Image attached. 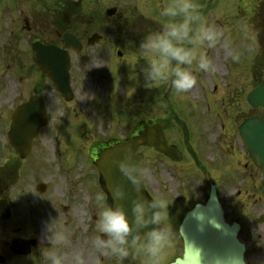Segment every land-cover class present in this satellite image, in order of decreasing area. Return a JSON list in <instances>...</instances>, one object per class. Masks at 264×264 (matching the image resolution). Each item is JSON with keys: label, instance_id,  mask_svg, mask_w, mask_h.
Masks as SVG:
<instances>
[{"label": "rangeland", "instance_id": "1", "mask_svg": "<svg viewBox=\"0 0 264 264\" xmlns=\"http://www.w3.org/2000/svg\"><path fill=\"white\" fill-rule=\"evenodd\" d=\"M17 1L16 4L15 0H0V110L11 104L10 100L15 93H10L9 89L11 90L13 82L18 80L16 78L24 76L22 69L35 67L29 47L35 36L34 33L30 34L24 30V19L27 18L30 24L38 23L36 20H39L46 30L50 29L52 24L53 0ZM93 2L94 13L97 6L101 10L107 6H116L124 11L126 16L123 23L124 31H110V28H107L109 43L106 48L100 50L96 48L83 56L71 57L76 97L73 103L65 105L49 80H45L43 97L48 108V124L43 132H51L55 128L61 132L93 135L91 141L95 144L126 138L138 123L140 127L141 123L148 120L169 123L171 115L178 118L182 116L207 118L249 113L250 109L245 101L250 91L248 70L251 68L253 78H259L264 73V0H196L200 5V11L210 21L231 33L243 55L239 63H233L223 50H209L208 55L213 58L216 70L211 73L198 72L196 86L188 93L180 95L175 93L170 83L148 84L141 71L146 61L139 48L140 42L145 34L159 30L165 19L160 16L161 8L170 0H93ZM245 18H250L258 30V45L252 52L248 51L250 42L240 33V22ZM150 20H157V23L151 24ZM97 30L99 31L100 27L93 25V31ZM38 38L45 39L48 35ZM117 51H121L122 56H118ZM227 71L231 73L230 76L225 75ZM27 78L29 88L26 85L20 87L24 96L31 93V83L37 87L38 75L30 73ZM254 112L264 118V109ZM171 140L177 143L180 141L175 136ZM0 145H4L1 135ZM141 153L145 157L141 170L146 184L150 186L153 152L148 149L141 150ZM189 164L185 161L180 165L189 167ZM164 166L165 162L159 159L157 169L165 168ZM92 175L96 179L93 167ZM192 175L193 173L190 177ZM190 177L185 182L187 197L183 203H173L172 217L168 215L165 220L176 234V246L170 251L167 264L180 254V239L175 230L180 215L185 209L202 200L201 191L196 189V181ZM95 182L90 187L92 190L86 191L83 185L74 182L71 177L68 183L64 178H59L51 183L49 191L44 194L32 192L31 186H27L30 192L25 197L28 203L23 208L24 211L27 210L28 222L25 235L36 238L38 246L25 264H45L42 258V251L47 243L44 223L57 215L54 208L63 210L61 217H70L68 220L73 229L72 236L77 237L76 227L80 228V232H84L82 245L88 251L84 252L92 258L88 264H102L103 258L98 261L88 249L90 232L87 216L91 205L92 210L96 208L94 196L100 191ZM226 189L222 188L223 193ZM193 193L196 196L192 197ZM261 205L258 201L253 212H257ZM74 207L77 211L76 217L72 216ZM94 226L93 223L92 233ZM255 236L258 238L259 234L256 233ZM105 260L108 261L107 264H115L113 260L104 258ZM68 264H73L72 260ZM124 264H139V260L130 257Z\"/></svg>", "mask_w": 264, "mask_h": 264}, {"label": "flooded vegetation", "instance_id": "2", "mask_svg": "<svg viewBox=\"0 0 264 264\" xmlns=\"http://www.w3.org/2000/svg\"><path fill=\"white\" fill-rule=\"evenodd\" d=\"M92 6V0H54L50 29L46 30L39 20H36L38 23L30 24L25 18L27 24L24 30L30 34L34 33L33 42L54 45L63 50L66 49L65 35L73 36L80 46L79 51H69L70 56L74 57L93 52L96 48L98 50L106 48L109 43L107 28L124 31L123 23L126 16L124 11L116 7L115 15L106 17L107 8L101 10L97 6L94 13ZM93 25L100 27V32L98 30L94 32ZM94 33H98L101 40L95 45H89V39ZM43 35H48V38H38ZM22 71L24 76L16 78L18 79L14 80L16 82L12 81L10 93L15 95L10 100L11 104L0 110V135L4 141V145H0V264H25L38 246V240L35 238L36 246L28 255L16 254L12 248L13 242L29 239L25 235L28 226L27 210L23 209L28 203L25 197L30 192L27 186H31L32 192L44 194L49 191L54 180L64 178L68 183L71 177L74 182L83 185L86 191H91L90 187L94 180L92 175L94 155L114 142L101 141L94 144L91 141L93 135L57 130L40 131L32 141L28 154L21 157L7 141L12 115L29 97L36 95L44 99L45 89V77L37 72V68H23ZM30 73H37V87L31 83V93L24 96L20 87L26 85L29 88L27 75ZM248 76L250 90L264 82V73L259 78H253L251 68L248 70ZM70 80L73 87L75 80L72 74ZM73 92L75 100V89ZM250 116H253L252 111H249V114L212 118L194 116L178 118L173 115L169 123H158L164 128L168 144L180 151L182 159L177 163L173 162L151 148L154 156L150 190L144 185L141 191L149 198L156 195L167 198L168 215L171 218L173 203H183L187 197L185 182L191 173L193 175L190 178L196 182L214 184L216 188H227L225 193L217 189L218 199L226 222L229 224L237 222L239 225V239L245 246V264H264V169L254 165L245 151L238 130L241 123ZM223 118L225 119L222 120ZM150 122L148 120L141 123L140 127L138 123L131 136L138 134L146 125H156ZM174 136L180 139L179 143L171 140ZM159 159L165 162V168L157 169ZM185 161L190 163L189 167L180 165ZM97 180L99 181L98 177ZM258 201L262 205L258 207L257 212H253ZM188 210L187 208L182 212L179 222ZM93 214H95L93 211H89L87 216L90 220L88 226L90 235ZM259 217L263 218L262 222L256 224L255 219ZM256 233L259 234L258 238L255 236Z\"/></svg>", "mask_w": 264, "mask_h": 264}, {"label": "clouds", "instance_id": "3", "mask_svg": "<svg viewBox=\"0 0 264 264\" xmlns=\"http://www.w3.org/2000/svg\"><path fill=\"white\" fill-rule=\"evenodd\" d=\"M164 19L159 30L145 34L139 48L146 65L141 71L148 84L170 83L175 93L186 94L198 82V72H214L216 66L209 50H223L233 63L241 61L243 52L236 39L221 25L210 21L196 0H170L162 6ZM241 36L249 41L248 51L258 45V30L250 18L240 22ZM122 175L138 189L144 183V173L134 154L124 150L122 158L114 160ZM125 187L116 184L111 196L99 191L94 196L98 209L93 233L88 238V249L98 261L107 258L115 264H124L130 257L139 264H167L171 250L176 246V234L168 216L167 198L140 197L132 200L131 217L121 201ZM111 197V202H109ZM44 223L46 247L42 251L45 264H66L65 250L71 246L72 231L62 209ZM73 264H88V255L82 251L72 257Z\"/></svg>", "mask_w": 264, "mask_h": 264}, {"label": "water", "instance_id": "4", "mask_svg": "<svg viewBox=\"0 0 264 264\" xmlns=\"http://www.w3.org/2000/svg\"><path fill=\"white\" fill-rule=\"evenodd\" d=\"M113 11L109 10L107 14L111 15ZM69 40L68 45L78 49L77 43L72 39ZM33 50L34 63L50 78L61 95L67 100L70 99L67 53L37 44L33 45ZM247 100L253 107H264V85L253 90ZM45 123V109L42 103L35 99L17 109L9 139L19 154L23 156L28 151L31 140ZM239 130L253 162L256 166L264 168V120L258 117L250 118L240 126ZM140 147H153L174 160H178L179 157L178 152L167 145L162 127L157 126L146 127L139 136L106 148L100 152L95 162L104 182L102 189L109 196L114 185L121 184L125 187L126 196L119 202L123 204L130 217L132 200L143 195L126 180L114 160L122 158L124 150L128 149L134 154V159L141 164L142 156L136 153ZM143 197L140 198L143 199ZM179 231L185 242V251L183 257L172 264H244V247L237 240L238 227L236 225L229 227L225 224L214 187H211L207 203L204 206H195L186 215ZM32 245L34 241H29L27 246L19 245L20 247L17 246L16 250L19 253H26L27 248L29 251Z\"/></svg>", "mask_w": 264, "mask_h": 264}, {"label": "bare ground", "instance_id": "5", "mask_svg": "<svg viewBox=\"0 0 264 264\" xmlns=\"http://www.w3.org/2000/svg\"><path fill=\"white\" fill-rule=\"evenodd\" d=\"M72 216L73 217L77 216V211H76L75 207L73 208ZM64 217H66L67 220L70 218L69 216H64ZM68 223H70V220H68ZM83 234H84V232L83 231L80 232V228L76 227V236L77 237L72 236L71 246L65 250V254L67 257L66 264H68L72 260V257L75 254L82 252V251H87L86 248L82 245ZM90 260H92V258L90 256H88V262H90Z\"/></svg>", "mask_w": 264, "mask_h": 264}]
</instances>
